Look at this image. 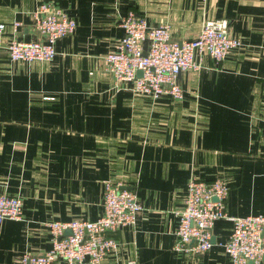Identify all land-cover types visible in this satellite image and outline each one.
<instances>
[{
    "label": "crops",
    "instance_id": "0c3cea01",
    "mask_svg": "<svg viewBox=\"0 0 264 264\" xmlns=\"http://www.w3.org/2000/svg\"><path fill=\"white\" fill-rule=\"evenodd\" d=\"M42 3L72 18L73 33L49 62L10 61L11 39L43 40L33 15ZM130 10L166 23L178 43L224 19L242 45L180 72L178 101L134 94L102 61ZM0 24V193L22 205L20 220L0 222V264L47 251V222L100 216L104 180L134 189L142 209L108 233L118 247L100 264H230V221L214 222L206 251L175 252L176 212L193 176L224 179L228 216L264 214V0H0Z\"/></svg>",
    "mask_w": 264,
    "mask_h": 264
},
{
    "label": "built area",
    "instance_id": "2783aa9c",
    "mask_svg": "<svg viewBox=\"0 0 264 264\" xmlns=\"http://www.w3.org/2000/svg\"><path fill=\"white\" fill-rule=\"evenodd\" d=\"M35 28L43 40L21 42L11 39L5 50L10 61L49 62L56 51L54 43L75 29V21L58 8L42 3L33 13ZM18 22H13V27ZM0 24V33L3 28ZM122 36L114 49L103 58L104 69L117 81L131 82L134 94L156 99L167 95L172 101L182 97L177 76L180 72H198L203 56L216 63L241 41L227 32L224 19L204 20L191 40H172L166 23L150 26L143 16L128 11L121 19ZM144 52V54H143ZM140 70V76L136 71ZM227 186L223 178L203 181L191 176L186 183L183 206L176 212L175 252L199 254L211 246V228L218 219L231 222L227 240L221 244L230 264H261L264 258V214L228 216L225 212ZM102 212L95 220L73 219L50 221L45 225L51 235V246L43 253H24L22 264H100L116 251L118 243L108 233L125 225H133L142 209L134 189L121 182L104 180L101 185ZM21 200L16 195L0 193V222L20 220ZM68 231V234L65 232ZM127 264H134L128 261Z\"/></svg>",
    "mask_w": 264,
    "mask_h": 264
},
{
    "label": "water",
    "instance_id": "95a60500",
    "mask_svg": "<svg viewBox=\"0 0 264 264\" xmlns=\"http://www.w3.org/2000/svg\"><path fill=\"white\" fill-rule=\"evenodd\" d=\"M143 54H144V52H143ZM140 74H141V71H140V70H137V71H136V75H137V76H140ZM124 187H125V188H128L127 186H124ZM68 233H69L68 231L65 232V234H68ZM212 241H213V238H211V242H212ZM249 264H250V262H249Z\"/></svg>",
    "mask_w": 264,
    "mask_h": 264
},
{
    "label": "bare ground",
    "instance_id": "6f19581e",
    "mask_svg": "<svg viewBox=\"0 0 264 264\" xmlns=\"http://www.w3.org/2000/svg\"><path fill=\"white\" fill-rule=\"evenodd\" d=\"M122 187H124V186H122ZM125 188V187H124ZM127 189H131V188H127ZM251 264V263H250Z\"/></svg>",
    "mask_w": 264,
    "mask_h": 264
}]
</instances>
